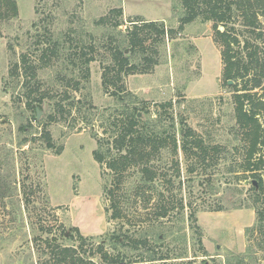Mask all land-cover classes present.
I'll use <instances>...</instances> for the list:
<instances>
[{"label":"rangeland","instance_id":"rangeland-1","mask_svg":"<svg viewBox=\"0 0 264 264\" xmlns=\"http://www.w3.org/2000/svg\"><path fill=\"white\" fill-rule=\"evenodd\" d=\"M14 1L17 16L0 18V264H52L49 246H76V230L98 242L117 228L116 223H107L104 213L103 186L111 183V176L102 175L92 154L97 148L94 135L104 136L105 119L122 108L103 90L102 70L111 63L114 40L128 34L129 21L135 18L162 22L174 33L154 47L156 66L124 78L130 93L125 104L147 108L148 115L139 113L138 118L154 121L160 114L168 124L172 117L178 131L190 128L205 145L226 150L210 158L205 171L197 166L188 174L180 151V178L174 179L172 167L166 169L168 201L173 205L181 198L187 211L196 212L207 253L201 255L185 219L164 234L165 250L185 258L166 264H227L236 259L264 264L262 238L248 233L256 224L252 185L238 183L227 173L229 166L239 168L241 144L233 84L225 86L222 80L221 48L213 24L197 19L176 33L184 14L179 0ZM6 3L0 0L1 12ZM113 9L123 12L119 29L96 25ZM50 50H55L54 56ZM80 51L94 58L88 80L82 79L83 68L71 65L69 56ZM43 55L50 56L46 66ZM21 56L39 67L25 87L21 78L9 76ZM31 89L35 92L27 97ZM40 97L43 104L29 110L27 103ZM72 101L79 102V111ZM167 103L170 108L159 107ZM43 132L50 135L54 149L46 147ZM174 159L170 151L169 166ZM216 161L221 165H214ZM261 203L259 199L257 208L263 207ZM219 208L222 211H215ZM89 249H84L87 255Z\"/></svg>","mask_w":264,"mask_h":264},{"label":"trees","instance_id":"trees-1","mask_svg":"<svg viewBox=\"0 0 264 264\" xmlns=\"http://www.w3.org/2000/svg\"><path fill=\"white\" fill-rule=\"evenodd\" d=\"M5 1L6 7L3 12L0 9V18H15V1ZM179 1L184 14L179 19L176 33L197 19L213 24L215 39L221 48L222 80L225 86H228V81L233 83L234 114L241 144L239 168L229 166L227 173L234 175V181L238 183L249 181L252 185L253 181L256 182L257 189L251 187L256 224L248 233L252 236L257 234L264 242V0ZM122 16L121 9L110 10L96 25L119 29L123 25ZM129 25L131 28L125 37L120 41L112 39L116 44L110 48L111 63L103 68L101 76L103 90L116 98L122 108L105 119L102 125L104 136L94 135L97 148L92 154L93 160L103 171L102 175L108 173L111 176V183L106 182L103 186V198L107 203L104 213L107 223H116L117 228L98 242L96 238L81 236L78 230L73 239L76 246L65 247L54 240L55 244L49 246L52 264H98L96 260L99 264H166L182 260L185 258L182 255L171 256L165 250L164 234L185 219L188 228L197 237L201 255L207 257L195 218L196 212L187 211L181 198L175 200L173 205L168 201L169 193L165 185L170 182L166 180V169L172 167L174 179L180 178L177 160L180 151L188 174H194L197 166L205 171L209 159L221 155L223 149L225 153V147L205 145L202 137L190 128H183L182 124L178 131L172 117L168 124L162 121L160 114L154 121L138 118L139 113L148 115L147 108L125 104V98L130 93L126 90L124 78L138 70L145 72L156 66L158 60L154 47L163 44L166 38L171 39L174 33L166 29L162 22L146 23L135 18L129 21ZM219 27L223 28L222 32L218 30ZM49 52L50 56L55 55V50ZM49 57H42L45 66ZM69 57L74 68H83L82 79L88 80L89 64L94 58L86 57L83 51ZM37 68L26 56H21L9 76L21 78L25 87L27 79L36 78ZM77 87L78 83H75L74 91L78 90ZM34 92L35 89L29 90L27 97ZM43 102L42 97L33 99L31 104L27 103V108L35 111ZM70 105L76 111L81 109L79 102L72 101ZM159 107L170 108L171 103ZM43 137L46 147L54 149L48 132H43ZM170 151L175 159L169 166L166 157ZM225 160L226 156L220 161L224 163ZM214 165L221 164L216 161ZM259 199L263 206L261 209L256 206ZM87 246H90L88 255L84 250ZM227 264L246 263L243 259H236Z\"/></svg>","mask_w":264,"mask_h":264},{"label":"water","instance_id":"water-1","mask_svg":"<svg viewBox=\"0 0 264 264\" xmlns=\"http://www.w3.org/2000/svg\"><path fill=\"white\" fill-rule=\"evenodd\" d=\"M219 30L222 31L223 28L220 27ZM232 84H233V83H232L231 81H228V82H227V85H228V86H231ZM138 117H139V115H138ZM36 118H37V119L39 118V112H38V110L36 111ZM182 134H183V132H181V135H182ZM252 186H254V187L257 189V184H256L255 181L252 182Z\"/></svg>","mask_w":264,"mask_h":264},{"label":"crops","instance_id":"crops-1","mask_svg":"<svg viewBox=\"0 0 264 264\" xmlns=\"http://www.w3.org/2000/svg\"><path fill=\"white\" fill-rule=\"evenodd\" d=\"M80 229H82L80 226H78ZM82 231V230H81ZM202 238H203V234H202Z\"/></svg>","mask_w":264,"mask_h":264}]
</instances>
